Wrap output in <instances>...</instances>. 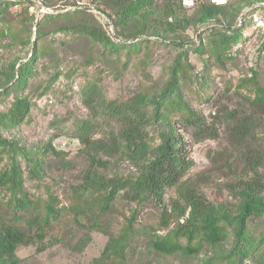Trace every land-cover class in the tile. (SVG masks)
I'll return each instance as SVG.
<instances>
[{
    "label": "rangeland",
    "instance_id": "1",
    "mask_svg": "<svg viewBox=\"0 0 264 264\" xmlns=\"http://www.w3.org/2000/svg\"><path fill=\"white\" fill-rule=\"evenodd\" d=\"M136 1L0 0V173L13 176L0 187V239L5 225L24 233L10 256L0 248V264H264V217H251L243 237L234 220L245 195L264 201V104L253 102L264 90V35L248 18L256 9L240 25L237 17L264 0L220 9L205 24L199 9L152 0L123 23ZM77 27L140 34L119 50ZM19 65L27 78L13 87ZM88 84L98 92L90 107ZM16 102L27 106L20 123ZM124 116L142 121L150 146L170 137L183 145L185 172L161 202L126 189L110 201L87 179L110 185L143 172L116 141Z\"/></svg>",
    "mask_w": 264,
    "mask_h": 264
},
{
    "label": "trees",
    "instance_id": "2",
    "mask_svg": "<svg viewBox=\"0 0 264 264\" xmlns=\"http://www.w3.org/2000/svg\"><path fill=\"white\" fill-rule=\"evenodd\" d=\"M250 1L252 0H237L236 2L224 7H214L207 4L206 2L200 3L196 7V9H199V11L201 12L199 21L205 24L211 21L212 17H214V15H217L216 13H220V9L229 8L236 4L238 5V3L239 6H245V4ZM152 2V0H137L136 3L128 6L126 9V12L128 13H125V16H123V23L127 18H129V14L131 16H137V12L139 9L147 8L151 5ZM15 3L16 2L8 3L7 1H5L1 4L4 6L6 4L7 6L9 4L14 5ZM176 5L179 6L180 9H182L180 6V0H176ZM263 5L264 1L258 4L259 7H252L251 10H258L260 8H263ZM248 7H251V5L247 6V8ZM243 9H245V7H243L237 14L238 18L241 15ZM70 13L72 12L67 11L65 14L61 15H67ZM61 15L57 14L55 16ZM49 17H51V15H45L42 19ZM110 24L113 27L112 21ZM221 27L224 30L231 29L229 27H226V25L224 24L221 25ZM74 31L79 34L81 33L89 36L91 40H99L107 44L110 43L112 47H115L119 50L133 46L131 44L136 43V36L140 34L135 33L133 36L126 37L123 40L120 37V39L118 37L111 38L102 32V34L104 35L103 37L96 29H88L86 27H77ZM237 32L238 31H236L235 33ZM228 38L227 40H225L226 44L229 43V41H236V37L231 36ZM133 40L135 42H133ZM34 56H36V54ZM14 67L15 65L13 64L6 72L3 73L5 85H7L13 78ZM24 67L25 65L18 66L17 77L14 78V81L12 82L13 87L23 84L24 79L27 78L26 70ZM256 94L257 95H255L253 102L259 105L264 104V90L257 89ZM82 95L86 100L87 106L90 107L92 101L94 100V97L98 95L96 85L88 84L83 90ZM159 100H161L162 102L164 98L160 97ZM14 105L15 107L13 108L12 116L18 123H20L25 118L27 106L22 102H16ZM121 113L122 110L120 108L113 109V115L121 116ZM142 124V121H140L139 119L126 118L124 116L121 119L120 128L116 135V141H119L123 144L122 149L127 158L134 163L145 165V167L142 169L143 172L136 180H134L133 182L116 181L108 185L104 183L101 177H97L95 174H93L92 177H87V179L94 182L95 191L97 190L102 193L108 191L107 195L108 200L110 201L115 199L116 194L119 191L126 189V192L130 194L133 199L155 200L156 202H161L164 189L176 185L185 172L186 161L183 157V145L179 143V140L175 139L174 137H170L162 141L157 146H150L146 141L147 137L146 133L142 129ZM87 125H89L88 122H84L81 124V127L79 128V130H81V133H79L80 136H83L85 133L87 134ZM81 139H83V137ZM82 141L86 144V140L85 142L84 140ZM10 177L13 176L11 175ZM10 177L7 176L6 173H0V187H3L7 184V182H10ZM245 187L246 191L250 193L256 192L255 186L252 184H246ZM253 216L264 217V201H256L255 199L249 198L245 195L240 202L239 213L234 217V220L237 222V235L239 237H243L247 221ZM204 223L208 237L212 240L217 239L218 228L214 225V219L211 214H204ZM1 232V251L3 254L10 256V254L14 251L12 244L14 242H21L24 238V233L14 225H5Z\"/></svg>",
    "mask_w": 264,
    "mask_h": 264
},
{
    "label": "built area",
    "instance_id": "3",
    "mask_svg": "<svg viewBox=\"0 0 264 264\" xmlns=\"http://www.w3.org/2000/svg\"><path fill=\"white\" fill-rule=\"evenodd\" d=\"M237 0H180V6L184 11H193L194 9H196V7L203 2H206L207 4L214 6V7H224L227 6L229 4H232L234 2H236ZM38 9V14H42L44 13V9L40 6L37 5L36 6ZM257 7H259L257 5ZM251 11V8L248 7L246 10H244L241 15L238 18V23L239 25L242 24L243 18L245 16H247V14ZM38 17V16H37ZM250 17V21H251V25H252V30L253 31H257L258 33H261L262 35H264V5L263 8H260L258 10H256L254 13L248 15V18ZM107 28L109 30V32H111V34H109L110 36L113 35L112 32V26L111 24L107 23Z\"/></svg>",
    "mask_w": 264,
    "mask_h": 264
}]
</instances>
